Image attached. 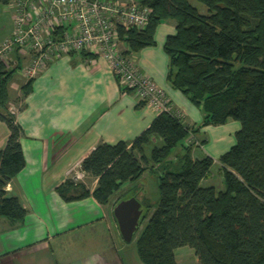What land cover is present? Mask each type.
Segmentation results:
<instances>
[{
	"label": "trees",
	"instance_id": "obj_1",
	"mask_svg": "<svg viewBox=\"0 0 264 264\" xmlns=\"http://www.w3.org/2000/svg\"><path fill=\"white\" fill-rule=\"evenodd\" d=\"M138 1L150 9L149 17L142 29H118L123 54L154 45L157 25L172 20L174 33L166 35L162 45L166 79L199 108L201 123L189 127L161 112L131 142L98 143L80 161V170L96 180L91 192L71 179L54 190L66 202L92 196L106 205L123 183L137 180L151 162L150 170L158 171V200L154 208L139 200L146 213L133 238L142 264H176L174 250L183 246L193 250L195 264H264V0H195L205 7L204 14L190 0ZM17 68L0 61V121L8 129L0 150V217L11 223L22 222L26 213L4 190L25 164L21 129L8 104ZM30 84V78L22 84L21 97ZM229 119L239 128L233 145L217 159L223 188L202 187L213 160L192 159L191 145L183 141L189 132ZM151 136L162 144L152 147L147 157L144 148ZM177 145L183 152L169 167L166 158Z\"/></svg>",
	"mask_w": 264,
	"mask_h": 264
},
{
	"label": "crops",
	"instance_id": "obj_2",
	"mask_svg": "<svg viewBox=\"0 0 264 264\" xmlns=\"http://www.w3.org/2000/svg\"><path fill=\"white\" fill-rule=\"evenodd\" d=\"M0 7L2 42L12 33L15 4L11 0ZM173 33L172 20L159 23L155 44L131 56L135 67L163 91L183 124L196 127L202 120L201 111L166 79L167 57L162 45L166 35ZM8 59L10 67L18 65L9 84L8 104L21 129L19 142L25 164L4 190L7 196L17 198L26 213L19 223L0 217V264H142L135 250L127 249L117 238L111 206L99 204L92 196L66 202L54 189L78 173L91 192L96 180L80 170V161L98 143L131 142L159 113L132 91L123 90L105 59L92 52H72L48 62L30 78V91L24 97L20 87L27 79L21 70L29 57L16 50ZM19 97L16 106L13 98ZM238 128L235 121L201 127L193 134L199 143L190 146L191 158L208 156L212 165L220 166L221 173L217 159L233 145ZM7 135L8 129L0 121V150ZM161 144L159 137L151 136L147 145L151 150ZM179 155L167 160L169 167L176 165ZM208 177L209 173L200 181L201 186Z\"/></svg>",
	"mask_w": 264,
	"mask_h": 264
},
{
	"label": "built area",
	"instance_id": "obj_3",
	"mask_svg": "<svg viewBox=\"0 0 264 264\" xmlns=\"http://www.w3.org/2000/svg\"><path fill=\"white\" fill-rule=\"evenodd\" d=\"M12 33L0 42V61L10 67L8 55L16 50L29 57L22 75L35 76L48 62L72 52L89 51L105 59L123 90L132 91L154 111L181 119L163 91L123 54L118 29L144 28L150 9L138 0H13ZM71 26V27H70ZM62 29L59 35L57 30ZM12 113V112H11ZM187 145L193 144L188 133ZM198 142L196 143V145ZM81 176L75 173L73 180Z\"/></svg>",
	"mask_w": 264,
	"mask_h": 264
},
{
	"label": "rangeland",
	"instance_id": "obj_4",
	"mask_svg": "<svg viewBox=\"0 0 264 264\" xmlns=\"http://www.w3.org/2000/svg\"><path fill=\"white\" fill-rule=\"evenodd\" d=\"M190 3L193 6H195L200 13H202V14L206 13L205 7L201 3H199L195 0H190ZM1 7H0V15L2 14L1 13ZM121 44L122 43L119 44V47L121 50H123V48L121 47L122 46ZM15 99L16 98H13L14 104L16 106H18L19 101L15 100ZM231 121H234V120H232V119L228 120V122H231ZM235 122H237V121H235ZM233 136H234V133H233ZM193 140L195 142H193V144L191 143V146H197L196 143L197 142L199 143V139L197 137L193 136ZM150 148H151V146H149V145H146L144 148V153L147 155V157H149ZM182 152H183V150H182L181 145H177L176 147H174L172 149V151L170 152V154L168 155L166 160H174L175 157L177 155L181 154ZM173 162H175V161H173ZM151 165H152L151 162H147L144 172L142 173V175L137 180L132 181V182L123 183L122 186L119 188V190L117 192H115L114 195L112 196L110 203H108L106 205L108 207H110L112 202H114V200L116 198L123 199L126 197L134 196L138 200L141 199V200L148 201L154 208V206L156 205L157 200H158V192H157L158 171L155 168L150 170V168L152 167ZM73 181H79V182H82L83 184H85L84 183L85 180L82 178L79 180H73ZM88 184H89V182L86 181L87 186H88ZM207 184L208 185H214L216 190L223 188L222 177H221L219 165L213 164L212 167L210 168L208 180L203 182L202 186H207ZM141 225H142V223H141ZM141 225H140V227H141ZM140 227H139V229H140ZM115 230H116L117 238L120 240V243L126 245L127 249H129V250L130 249L135 250L134 240L131 241L130 243L121 242L118 231H117V229H115ZM137 233L138 232H136L135 236L137 235ZM174 258H175L176 264H194L196 262V257L193 253V250L187 246L178 247L177 249H175L174 250Z\"/></svg>",
	"mask_w": 264,
	"mask_h": 264
},
{
	"label": "water",
	"instance_id": "obj_5",
	"mask_svg": "<svg viewBox=\"0 0 264 264\" xmlns=\"http://www.w3.org/2000/svg\"><path fill=\"white\" fill-rule=\"evenodd\" d=\"M146 213L145 207L134 197L118 199L111 207V216L123 243H130Z\"/></svg>",
	"mask_w": 264,
	"mask_h": 264
}]
</instances>
